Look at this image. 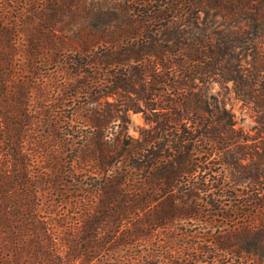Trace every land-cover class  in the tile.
Instances as JSON below:
<instances>
[{
  "label": "trees",
  "instance_id": "obj_1",
  "mask_svg": "<svg viewBox=\"0 0 264 264\" xmlns=\"http://www.w3.org/2000/svg\"><path fill=\"white\" fill-rule=\"evenodd\" d=\"M0 264H264V0H0Z\"/></svg>",
  "mask_w": 264,
  "mask_h": 264
},
{
  "label": "rangeland",
  "instance_id": "obj_2",
  "mask_svg": "<svg viewBox=\"0 0 264 264\" xmlns=\"http://www.w3.org/2000/svg\"><path fill=\"white\" fill-rule=\"evenodd\" d=\"M229 87V88H228ZM226 86H220L215 84L211 86L210 93L214 95H219L220 99L227 105L229 109L233 111L237 119V128L243 129L247 134L258 135V124L256 122L255 114L248 108L244 107L243 102L237 99V96L232 91V84ZM145 125V121L142 114L132 113L131 123H130V135L133 137H138V131L141 127ZM221 220V219H220ZM217 218L210 219L209 217L203 215V217L189 221H184L185 223L177 225L172 228V234L177 236L182 242L181 246L185 249L189 256L187 260L192 258L202 261H206L209 256V251L213 249L209 246L204 238L211 236L217 228L219 227L221 221ZM188 234L184 239L182 238L184 234ZM177 248L174 249L175 255L177 254ZM201 248V249H200Z\"/></svg>",
  "mask_w": 264,
  "mask_h": 264
}]
</instances>
